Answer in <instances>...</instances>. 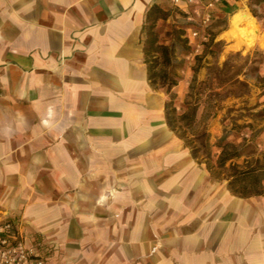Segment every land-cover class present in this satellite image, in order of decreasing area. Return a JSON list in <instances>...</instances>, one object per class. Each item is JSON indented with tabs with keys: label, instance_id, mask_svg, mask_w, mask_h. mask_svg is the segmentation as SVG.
<instances>
[{
	"label": "crops",
	"instance_id": "1",
	"mask_svg": "<svg viewBox=\"0 0 264 264\" xmlns=\"http://www.w3.org/2000/svg\"><path fill=\"white\" fill-rule=\"evenodd\" d=\"M171 3L0 0V221L47 264H264V178L230 191L147 80L145 16ZM205 3L178 8L195 22Z\"/></svg>",
	"mask_w": 264,
	"mask_h": 264
},
{
	"label": "rangeland",
	"instance_id": "2",
	"mask_svg": "<svg viewBox=\"0 0 264 264\" xmlns=\"http://www.w3.org/2000/svg\"><path fill=\"white\" fill-rule=\"evenodd\" d=\"M165 12L164 19L153 23L152 33L160 45L173 49L172 62L179 80L192 76L189 87L193 90L188 87L183 101L178 103L174 95L177 114L185 111L186 98L198 103L196 124L185 132L186 140L192 141L190 147L186 144L190 155L191 148L199 150L196 158L191 157L204 161L206 152L200 142L207 141L212 174L229 179L227 187L237 195L257 193L260 185L251 184V179L232 180L229 166L243 170L254 166L256 160L264 166V12L258 0H247L243 12L250 17L249 22L235 27L231 25L235 12L227 14L213 9L207 24L201 19L188 22L173 3ZM149 26L151 22L144 27ZM192 26L199 31L196 41L190 44L186 29ZM252 29L256 32L251 33ZM145 36L146 30L143 40ZM252 40L254 44L248 46L246 41ZM204 133L207 138L201 136ZM222 137L238 148L241 157L220 169L216 143Z\"/></svg>",
	"mask_w": 264,
	"mask_h": 264
},
{
	"label": "trees",
	"instance_id": "3",
	"mask_svg": "<svg viewBox=\"0 0 264 264\" xmlns=\"http://www.w3.org/2000/svg\"><path fill=\"white\" fill-rule=\"evenodd\" d=\"M260 5V0H258ZM167 13L162 10L158 5H152L145 16V23L151 22L152 26L143 27V32L146 30V36L143 40V54L144 63L146 65L147 80L153 87L164 88L165 94L168 99L165 103V121L167 126L174 131V133L187 144V146L192 145V141L186 140L185 132L194 128L196 124V111L198 109V103L196 101L189 102L185 99V111L181 114H177L174 106V94L172 92L173 88L180 81L175 73L174 65L172 62L173 49L170 46L160 45L157 39L152 33L153 23L160 19H164ZM196 74V70H193ZM189 90H193L189 87ZM178 131L182 133L178 134ZM206 137L204 133L201 135ZM202 149L206 152V157L204 161L206 163L207 169H210L209 165V144L208 142H200ZM216 146L219 148L220 152L217 158V167L220 169L225 168L226 164L239 159L241 153L236 146L225 141L224 137L220 138ZM199 150L196 148H191V156L196 158L197 152ZM264 162V158H262ZM229 169L233 171L231 179L240 178L241 180L251 179L253 185H260L264 178V166H260L258 160H256L255 165L252 167H246L243 170H239L235 165L229 166Z\"/></svg>",
	"mask_w": 264,
	"mask_h": 264
},
{
	"label": "built area",
	"instance_id": "4",
	"mask_svg": "<svg viewBox=\"0 0 264 264\" xmlns=\"http://www.w3.org/2000/svg\"><path fill=\"white\" fill-rule=\"evenodd\" d=\"M203 0H172L176 7H180L183 3L186 7L202 3ZM206 12L201 18L203 24H207L210 20V11L221 0H204ZM260 8L264 12V0H260ZM199 16V13H196ZM190 29V28H188ZM189 37L197 38L196 30L189 31ZM0 264H46L37 253L27 247L23 239L15 232L14 225L7 220L0 221Z\"/></svg>",
	"mask_w": 264,
	"mask_h": 264
},
{
	"label": "bare ground",
	"instance_id": "5",
	"mask_svg": "<svg viewBox=\"0 0 264 264\" xmlns=\"http://www.w3.org/2000/svg\"><path fill=\"white\" fill-rule=\"evenodd\" d=\"M250 17L244 13L243 11H237L234 13V15L231 18V25L233 27L237 26L238 24L242 23V22H249ZM251 27L255 28L253 25H251ZM256 30L252 29L251 33H255ZM246 44L248 46H251L254 44L253 40L252 41H246Z\"/></svg>",
	"mask_w": 264,
	"mask_h": 264
}]
</instances>
